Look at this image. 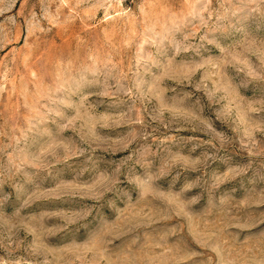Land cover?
Instances as JSON below:
<instances>
[{"label": "rangeland", "instance_id": "374dc122", "mask_svg": "<svg viewBox=\"0 0 264 264\" xmlns=\"http://www.w3.org/2000/svg\"><path fill=\"white\" fill-rule=\"evenodd\" d=\"M0 264H264V0H0Z\"/></svg>", "mask_w": 264, "mask_h": 264}]
</instances>
